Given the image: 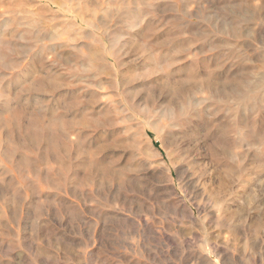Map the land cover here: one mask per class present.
<instances>
[{"label": "rangeland", "instance_id": "374dc122", "mask_svg": "<svg viewBox=\"0 0 264 264\" xmlns=\"http://www.w3.org/2000/svg\"><path fill=\"white\" fill-rule=\"evenodd\" d=\"M0 264H264V0H0Z\"/></svg>", "mask_w": 264, "mask_h": 264}]
</instances>
